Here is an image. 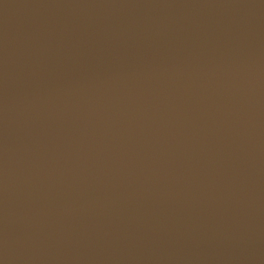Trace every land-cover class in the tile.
Masks as SVG:
<instances>
[{
    "label": "water",
    "instance_id": "obj_1",
    "mask_svg": "<svg viewBox=\"0 0 264 264\" xmlns=\"http://www.w3.org/2000/svg\"><path fill=\"white\" fill-rule=\"evenodd\" d=\"M0 264H264V0H0Z\"/></svg>",
    "mask_w": 264,
    "mask_h": 264
}]
</instances>
